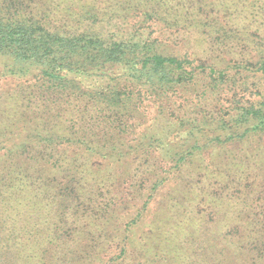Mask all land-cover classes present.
<instances>
[{
    "label": "trees",
    "instance_id": "16d2710c",
    "mask_svg": "<svg viewBox=\"0 0 264 264\" xmlns=\"http://www.w3.org/2000/svg\"><path fill=\"white\" fill-rule=\"evenodd\" d=\"M0 83V264H264V0H0ZM129 154L198 195L129 216Z\"/></svg>",
    "mask_w": 264,
    "mask_h": 264
},
{
    "label": "rangeland",
    "instance_id": "374dc122",
    "mask_svg": "<svg viewBox=\"0 0 264 264\" xmlns=\"http://www.w3.org/2000/svg\"><path fill=\"white\" fill-rule=\"evenodd\" d=\"M6 84V83H5ZM0 83V92L6 90V88L11 87L10 84ZM13 85V84H12ZM164 116L158 115V106L155 105L152 100H146L144 103L141 105L139 112L134 114V124L136 126L135 132L137 133V130H143V132L146 133H156L157 130H163L164 126L167 125V121ZM150 128V129H149ZM165 130V129H164ZM135 133V134H136ZM139 133V132H138ZM170 134V133H169ZM134 135V134H133ZM173 138L170 137V142L177 143L176 141L178 140V135H173ZM155 154V150H154ZM158 155V152L156 153ZM142 161V160H141ZM158 166L156 167H147L148 171L151 169L155 170V174L146 172V167L145 165L141 169L135 170V167L139 164L138 158H136V155L129 154L126 157L125 162L122 164V166L117 165L113 166L110 168V171L112 172L111 175L116 177V179H120L122 182L119 185H122L121 187L116 184L113 186L115 189L120 190V198L123 201L124 205H127V212L129 216L134 215L139 208L142 207L143 202L150 196V208L154 207L153 209H161L163 208L164 202L167 199L175 198L176 196H180L182 194H187V198L193 199L195 196L198 195L194 190H189L186 186V182H183L185 184L183 188H176V180L175 179H168L164 185H161L159 189L153 191L152 186L153 182L156 181V178L158 177H163L165 175L166 171L169 169L171 162L167 161V158L164 157V155H159L158 157ZM99 162H94V165L92 167V173L93 176L95 174L99 175V166H97ZM146 163V162H145ZM148 164V163H146ZM201 164H204V160L202 158H198L196 162L190 167V170L193 172H197L199 170V167ZM101 167H105V165H100ZM104 168V169H105ZM200 171V170H199ZM159 172V173H157ZM139 173V174H138ZM132 176V177H129ZM186 179H190L189 181H196L199 182L197 178H190L189 176L186 177ZM185 179V180H186ZM123 180H125L123 182ZM117 183V182H115ZM125 183V184H124ZM186 187V188H185ZM113 188V190H115ZM176 188V189H175ZM185 188V189H184ZM180 190V191H179ZM162 215L164 213L162 212ZM171 214H167V217L169 218Z\"/></svg>",
    "mask_w": 264,
    "mask_h": 264
}]
</instances>
